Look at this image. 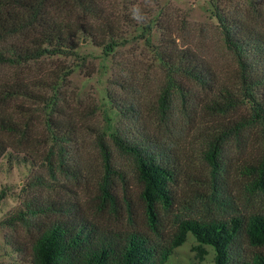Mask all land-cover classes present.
Wrapping results in <instances>:
<instances>
[{
    "label": "rangeland",
    "instance_id": "374dc122",
    "mask_svg": "<svg viewBox=\"0 0 264 264\" xmlns=\"http://www.w3.org/2000/svg\"><path fill=\"white\" fill-rule=\"evenodd\" d=\"M96 2L103 19L91 25L109 24L122 43L111 52L100 46L106 39L102 33L95 40L78 34L72 54L36 59L31 58L40 47L39 29L0 39V52L8 59L0 65V138L8 147L0 159V264H31L38 231L31 222L8 227L5 221L32 199L61 204L72 218L100 233L139 231L163 244L183 220L227 223L264 214V123L255 116L264 86L252 88L253 99L243 100L246 84L214 17L216 6L264 39V0ZM5 4L0 0V25L9 30L23 12ZM65 12L51 11L50 22L88 27L86 19L77 15L70 20ZM166 41L191 50L215 81L208 92L180 80L183 97L171 91L162 120L157 103L166 76L154 51ZM224 88L241 102L235 112L219 115L209 107ZM108 92L116 102H110ZM117 103L127 108L126 116ZM240 122L250 124L237 130ZM101 132L112 153L108 173L97 147ZM111 133L152 139L174 165L171 204L158 206L157 235L146 223L133 162L112 146ZM56 136L63 141L56 144ZM215 143L217 167L208 160ZM106 178L112 199L102 195ZM197 247L187 234L165 264H214L212 248L202 247L206 254L200 261ZM228 254V264H241L264 256V247L250 246L240 233Z\"/></svg>",
    "mask_w": 264,
    "mask_h": 264
},
{
    "label": "trees",
    "instance_id": "16d2710c",
    "mask_svg": "<svg viewBox=\"0 0 264 264\" xmlns=\"http://www.w3.org/2000/svg\"><path fill=\"white\" fill-rule=\"evenodd\" d=\"M5 8H19L23 14L19 23H11L7 30L0 25V39L7 34H17L24 30L39 29V48L31 59L41 55H64L74 53V39L78 34H85L95 40L98 33L106 39L101 41L105 52H111L122 43L109 24L91 25L103 19V12L96 0H5ZM65 10L69 19L81 16L87 20L88 27L74 29L71 25L60 26L50 22L51 11ZM214 17L220 26L223 43L235 57L239 65V77L246 84L242 90L243 100L253 99L252 88L264 86V39L239 21L225 16L215 6ZM91 22V23H90ZM154 51V60L166 76V83L161 88L158 99L160 118H166L169 112L171 91L183 97L180 80L196 84L205 91H210L215 78L203 63L189 49H180L174 43L164 42ZM45 46V47H42ZM8 59L0 52V65ZM173 91V92H174ZM234 91L224 88L219 91V98L213 100L210 109L219 115L236 111L241 99ZM111 103L116 102L114 95L108 92ZM254 102V101H252ZM118 112L126 116L127 108L116 104ZM131 109V108H130ZM129 110V107H128ZM256 119L264 123V98L257 102ZM250 122L238 123L240 128ZM58 129V126L55 127ZM105 132L97 135V147L104 160L106 172L111 169V150L104 140ZM112 146L123 155L131 158L138 183L141 185L140 200L144 206V215L149 230L155 235L159 232L160 221L158 206L170 207L172 184L176 181L177 172L161 145L148 138L136 135L122 137L117 133L109 135ZM56 144L63 140L56 136ZM219 142V141H218ZM219 145V143H218ZM218 145L213 144L208 160L217 167ZM6 143L0 138V159L6 153ZM102 185V195L112 199L111 180L106 178ZM30 185H28L29 187ZM35 186V185H33ZM63 213V214H62ZM42 220L40 221V219ZM47 218V219H46ZM51 218V219H48ZM43 219L47 220L43 222ZM7 226L16 223L31 225L38 231L33 244L31 264H165L172 252L180 247L190 234L196 243L198 258L201 261L206 254L203 246L211 247L214 252V264H228L229 247L237 235L243 233L248 244L253 247H264V214L250 216L247 220L233 218L229 222L183 220L167 244L139 231L126 233H100L93 226L80 222L63 210L61 204H38L33 199L25 201L22 209L9 217ZM241 264H264V256L256 255L250 262Z\"/></svg>",
    "mask_w": 264,
    "mask_h": 264
}]
</instances>
